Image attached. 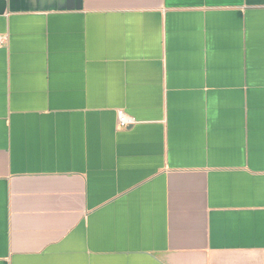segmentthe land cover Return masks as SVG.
<instances>
[{
  "label": "crops",
  "instance_id": "obj_1",
  "mask_svg": "<svg viewBox=\"0 0 264 264\" xmlns=\"http://www.w3.org/2000/svg\"><path fill=\"white\" fill-rule=\"evenodd\" d=\"M0 35V264H264V0H0Z\"/></svg>",
  "mask_w": 264,
  "mask_h": 264
},
{
  "label": "built area",
  "instance_id": "obj_2",
  "mask_svg": "<svg viewBox=\"0 0 264 264\" xmlns=\"http://www.w3.org/2000/svg\"><path fill=\"white\" fill-rule=\"evenodd\" d=\"M7 41V37L6 36H2L0 35V46L2 44H5ZM117 127L120 129H124L127 128L128 126L134 124V119L130 116H128L127 114H125V112L119 110L117 111Z\"/></svg>",
  "mask_w": 264,
  "mask_h": 264
}]
</instances>
